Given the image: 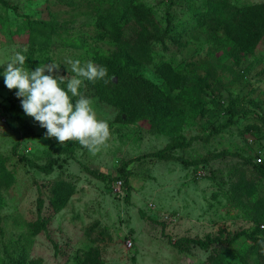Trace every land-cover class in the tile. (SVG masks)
I'll use <instances>...</instances> for the list:
<instances>
[{
  "label": "rangeland",
  "instance_id": "rangeland-1",
  "mask_svg": "<svg viewBox=\"0 0 264 264\" xmlns=\"http://www.w3.org/2000/svg\"><path fill=\"white\" fill-rule=\"evenodd\" d=\"M206 1L0 0V65L24 49L25 68L56 62L60 66L54 75L65 79L75 75L69 60L103 65L115 43L98 27V17L118 8L139 21L144 34L137 40L145 37L150 59L128 64L121 80L107 73L102 80L83 81L81 93L93 98L97 117L109 121L111 132L95 152L77 141L47 137L46 129L22 109L21 123L4 114L7 97L17 90L7 89L0 76V264H82L85 254L102 264H214L208 250L187 244L180 251L172 243L223 239L256 227L264 181L253 178L254 192L245 200L231 190L243 192L242 183L253 177L246 157L264 163V124L259 120L264 118V35L251 50L241 49L224 34L221 21L217 26L211 21ZM222 1L248 8L244 15L264 30V0ZM250 23L238 20L230 28ZM204 81L211 89L203 87ZM118 88H123L119 97L113 91ZM129 98L135 114L126 117L121 102ZM234 98L237 116L249 112L210 135V126L226 119ZM178 137L194 140L171 150L176 157L226 155L200 168L146 156L172 146ZM50 159L62 166L41 171L28 162L45 166ZM125 164L128 202L121 182L110 181ZM60 182L74 192L55 212L49 201ZM44 220L46 229L35 231ZM218 246L213 243V255ZM229 249L233 251L223 256V264H264V244L258 250L251 241L240 240Z\"/></svg>",
  "mask_w": 264,
  "mask_h": 264
},
{
  "label": "trees",
  "instance_id": "trees-1",
  "mask_svg": "<svg viewBox=\"0 0 264 264\" xmlns=\"http://www.w3.org/2000/svg\"><path fill=\"white\" fill-rule=\"evenodd\" d=\"M217 2V4H215ZM207 0L204 4H207V11H209V15L211 18H214V20H211L216 24V26L221 21L225 25V33L227 36L232 38L236 45H238L241 49H252L254 47V44L257 42H260L263 35L264 30H262V27L257 26L254 22V19L245 16L244 9L248 8H238L236 5L230 4L228 1H222L221 3L217 1ZM5 6L6 3H5ZM119 10V11H118ZM115 10L114 12H107L104 13L102 16L98 17V27L102 25L105 32L108 33L111 37H113V41L115 43L114 51L113 53L103 59V65L107 68L108 76H117L121 80V74L125 71L124 68L128 64L136 63L140 64L142 62H145V60H150L149 53H148V47L145 43V37H140L142 40L138 41L137 37L143 36V31L141 30V26L139 25V21L134 18L133 13L126 9H119ZM253 15V12H252ZM248 20L250 23L249 25H246L242 29H236L232 30L230 28V25H232L234 22L237 23L238 20ZM143 33V34H142ZM131 35V36H130ZM218 43L223 44L222 38L219 39ZM124 75V74H122ZM203 87L208 89H211V86L208 82H203ZM97 93L102 96V91L98 88H95ZM114 92L116 91L117 96H121L123 92V88L114 89ZM114 94V93H113ZM114 98L116 99V95L114 94ZM113 101V100H112ZM136 102V101H135ZM134 102V106H135ZM238 102V99H230L229 103L226 107V113L227 117L223 122H218L217 124H212L210 126V135L212 134H220L223 131L227 130L228 128L235 125L240 117H244L249 111L245 110L240 115L237 116L238 110L234 107V104ZM6 103L8 104L3 105L2 109L4 114H6L9 118H11L13 121H16L18 123H21V118L19 116V112L21 111L20 106V100L16 97L15 94L10 95L6 99ZM122 106V112L124 115L132 116L134 115L131 111L130 104L132 105V99H125L124 102H121ZM154 106V105H153ZM160 112L161 109H159ZM159 112V113H160ZM159 113L154 112L153 114L156 116ZM170 111H168V115H170ZM164 115H160V118ZM167 116V115H166ZM163 119H165L163 117ZM259 120L264 124V118L259 117ZM194 140V138L189 139L188 141L185 140L183 137H178V139L174 140V144L171 146L164 147L154 153H151L146 156H151L159 160H173L181 163L185 167L190 166H200L202 164H205L211 160H215L217 158L223 157L226 154L225 153H218V154H208L204 157H200L197 159H185L183 157H176L172 153H170L171 150H174L176 148L189 146L191 142ZM54 151H57L53 149ZM58 152V151H57ZM140 159V158H139ZM245 161L247 164L251 166L253 169V177L252 179L248 180L247 182L242 183L243 184V192L238 191L237 189H232L231 191H234L232 193L234 196L238 197V199H248L254 192V183L253 178L262 179L264 181V163H256L251 158L246 157ZM261 161V159H260ZM30 165H32L37 170L41 171H51L55 166L61 167L62 163H58L57 159H50L45 166L37 165L34 163H31L28 161ZM62 162H64L62 160ZM128 164L122 165V167L117 171L115 176H112L110 181H120L121 185L123 186L124 190L126 191V195L124 197V200L128 202L129 199V191H130V182H129V171L126 169V166ZM200 168V167H198ZM104 179V177H103ZM109 179V178H106ZM264 183V182H263ZM112 186V184H110ZM108 185V187L110 186ZM238 188V187H236ZM111 189V188H110ZM262 189V186L260 187ZM74 187H72L70 184H66L64 182H60L57 184L53 189V196L50 199V206L51 208L57 212L59 211L66 202L67 197L70 194H73ZM229 199L232 200V195L229 197ZM258 208L261 210L256 214L255 223L256 227L253 228L249 232H236L234 234H227L225 238L221 237H215V238H206L205 240H196V239H179L174 241L172 244L173 246L177 247L180 251L184 249V247L187 244H192L194 246H198L201 249L208 250L210 253L208 256L209 262H213L214 264H223L224 258L223 256L225 254L231 255V251L229 249V246L234 244L238 241H245L249 240L252 242V246L254 245L255 248H258V250L261 248V246L264 244V237H259L260 234H262L264 231V195H261L257 198ZM41 210V205L38 207V211ZM46 222L45 220L42 221V223H39L34 227L35 231H42L46 229ZM263 225V228H260L261 225ZM171 242V241H170ZM213 243H218L220 247L219 250L212 254V245ZM55 248H57L54 245ZM186 248V247H185ZM96 249V248H95ZM93 250V249H92ZM91 250V251H92ZM97 250V249H96ZM82 264H102V261L96 256L94 258L88 259V254H85V259L81 260ZM29 264H36V261H32Z\"/></svg>",
  "mask_w": 264,
  "mask_h": 264
},
{
  "label": "clouds",
  "instance_id": "clouds-1",
  "mask_svg": "<svg viewBox=\"0 0 264 264\" xmlns=\"http://www.w3.org/2000/svg\"><path fill=\"white\" fill-rule=\"evenodd\" d=\"M25 52L26 49L15 51L6 64L0 65L4 85L17 90L15 95L23 113L46 129L47 137H55L61 143L77 141L90 151H98L111 136L109 121L97 117L93 98L83 95L80 89L84 80L95 82L107 77L106 66L91 60L83 64L79 59L69 60L75 75L65 79L54 75L60 66L56 62L34 70L25 68ZM107 82L110 83V77Z\"/></svg>",
  "mask_w": 264,
  "mask_h": 264
},
{
  "label": "built area",
  "instance_id": "built-area-1",
  "mask_svg": "<svg viewBox=\"0 0 264 264\" xmlns=\"http://www.w3.org/2000/svg\"><path fill=\"white\" fill-rule=\"evenodd\" d=\"M258 162H260V159H258ZM260 228H263V225H261Z\"/></svg>",
  "mask_w": 264,
  "mask_h": 264
}]
</instances>
